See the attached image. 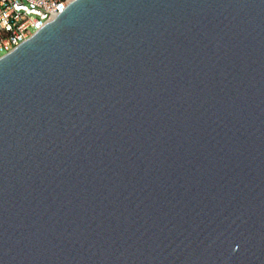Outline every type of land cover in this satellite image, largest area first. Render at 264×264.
<instances>
[{
  "label": "water",
  "instance_id": "water-1",
  "mask_svg": "<svg viewBox=\"0 0 264 264\" xmlns=\"http://www.w3.org/2000/svg\"><path fill=\"white\" fill-rule=\"evenodd\" d=\"M0 264H264V0H73L0 55Z\"/></svg>",
  "mask_w": 264,
  "mask_h": 264
},
{
  "label": "built area",
  "instance_id": "built-area-1",
  "mask_svg": "<svg viewBox=\"0 0 264 264\" xmlns=\"http://www.w3.org/2000/svg\"><path fill=\"white\" fill-rule=\"evenodd\" d=\"M73 0H0V55L13 50Z\"/></svg>",
  "mask_w": 264,
  "mask_h": 264
},
{
  "label": "rangeland",
  "instance_id": "rangeland-1",
  "mask_svg": "<svg viewBox=\"0 0 264 264\" xmlns=\"http://www.w3.org/2000/svg\"><path fill=\"white\" fill-rule=\"evenodd\" d=\"M2 52H0V54H1Z\"/></svg>",
  "mask_w": 264,
  "mask_h": 264
}]
</instances>
